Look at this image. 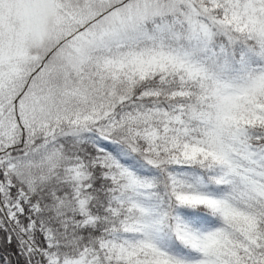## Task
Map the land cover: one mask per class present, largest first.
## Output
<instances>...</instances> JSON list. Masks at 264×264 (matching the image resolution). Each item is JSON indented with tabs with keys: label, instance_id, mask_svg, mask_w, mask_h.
Masks as SVG:
<instances>
[{
	"label": "snow or ice",
	"instance_id": "snow-or-ice-1",
	"mask_svg": "<svg viewBox=\"0 0 264 264\" xmlns=\"http://www.w3.org/2000/svg\"><path fill=\"white\" fill-rule=\"evenodd\" d=\"M0 264H264V0H0Z\"/></svg>",
	"mask_w": 264,
	"mask_h": 264
}]
</instances>
